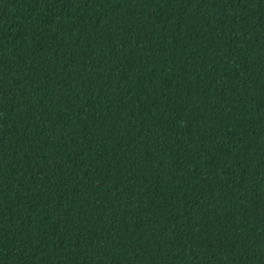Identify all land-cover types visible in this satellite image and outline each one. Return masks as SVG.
I'll return each mask as SVG.
<instances>
[{
    "label": "trees",
    "instance_id": "1",
    "mask_svg": "<svg viewBox=\"0 0 264 264\" xmlns=\"http://www.w3.org/2000/svg\"><path fill=\"white\" fill-rule=\"evenodd\" d=\"M0 264H264V0H0Z\"/></svg>",
    "mask_w": 264,
    "mask_h": 264
}]
</instances>
